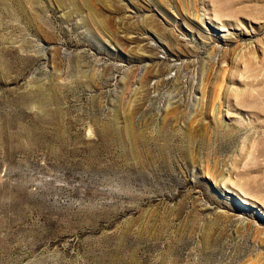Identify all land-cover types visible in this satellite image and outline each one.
I'll list each match as a JSON object with an SVG mask.
<instances>
[{"label": "rangeland", "instance_id": "obj_1", "mask_svg": "<svg viewBox=\"0 0 264 264\" xmlns=\"http://www.w3.org/2000/svg\"><path fill=\"white\" fill-rule=\"evenodd\" d=\"M0 264H264V0H0Z\"/></svg>", "mask_w": 264, "mask_h": 264}, {"label": "water", "instance_id": "obj_2", "mask_svg": "<svg viewBox=\"0 0 264 264\" xmlns=\"http://www.w3.org/2000/svg\"><path fill=\"white\" fill-rule=\"evenodd\" d=\"M238 200H239V202L244 203L242 200H240V199H238Z\"/></svg>", "mask_w": 264, "mask_h": 264}]
</instances>
